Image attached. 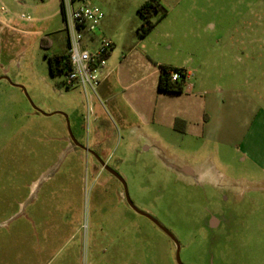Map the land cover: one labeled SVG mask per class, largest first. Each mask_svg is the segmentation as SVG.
Here are the masks:
<instances>
[{
  "label": "rangeland",
  "instance_id": "1",
  "mask_svg": "<svg viewBox=\"0 0 264 264\" xmlns=\"http://www.w3.org/2000/svg\"><path fill=\"white\" fill-rule=\"evenodd\" d=\"M89 3L111 21L119 56L138 0ZM182 7L187 26L209 25L207 54L187 48L208 60L207 89L246 81L264 95V0H184L173 18ZM64 50L59 0H0V264H176L174 244L97 159L174 236L181 264H264V174L235 151L160 137L98 94L65 88L48 71Z\"/></svg>",
  "mask_w": 264,
  "mask_h": 264
},
{
  "label": "crops",
  "instance_id": "2",
  "mask_svg": "<svg viewBox=\"0 0 264 264\" xmlns=\"http://www.w3.org/2000/svg\"><path fill=\"white\" fill-rule=\"evenodd\" d=\"M144 1L138 0L134 11ZM157 1L166 9V16L146 37L136 34L128 44L122 45L119 56H115V51L109 53L96 94L104 98L120 118H124V111L129 112L142 126L149 127L160 137L181 143L189 139L202 146L210 144L235 151L264 174V101L261 100L264 95L262 97L246 81L243 88L216 85L208 90V60L202 53L199 55L187 48L195 41L206 48L207 54L208 44L203 43L202 35L209 25L195 21V30L187 26L185 18L189 9L186 11L183 7L173 18L176 10L172 7L184 0ZM110 24L105 14L98 36L114 45L106 30ZM139 25L140 22L135 32ZM64 44L66 48L65 37ZM251 61L256 59L249 58L248 62ZM160 66L186 73L181 94L157 92ZM228 76L235 77L234 67L229 69ZM202 165L196 168L195 175L207 170Z\"/></svg>",
  "mask_w": 264,
  "mask_h": 264
},
{
  "label": "built area",
  "instance_id": "3",
  "mask_svg": "<svg viewBox=\"0 0 264 264\" xmlns=\"http://www.w3.org/2000/svg\"><path fill=\"white\" fill-rule=\"evenodd\" d=\"M59 12L70 66L62 85L65 88L80 87L85 95H96L101 71L113 46L110 40L98 36L105 15L89 0H59ZM180 73L186 78L184 71ZM180 73L173 72L171 80L178 81Z\"/></svg>",
  "mask_w": 264,
  "mask_h": 264
},
{
  "label": "trees",
  "instance_id": "4",
  "mask_svg": "<svg viewBox=\"0 0 264 264\" xmlns=\"http://www.w3.org/2000/svg\"><path fill=\"white\" fill-rule=\"evenodd\" d=\"M136 14L140 18V25L136 29V34L138 37L144 38L152 31L155 24L166 16L167 11L157 0H146L137 8ZM44 45L45 40H42V47H44ZM48 71L52 77H63L70 71L66 48L61 55H53L48 58ZM159 71L157 92L181 94L186 80L185 76L180 73L182 70L160 66ZM173 72L180 73V79L178 81L171 80Z\"/></svg>",
  "mask_w": 264,
  "mask_h": 264
},
{
  "label": "water",
  "instance_id": "5",
  "mask_svg": "<svg viewBox=\"0 0 264 264\" xmlns=\"http://www.w3.org/2000/svg\"><path fill=\"white\" fill-rule=\"evenodd\" d=\"M97 161L99 162V164L102 166V168L110 173L112 176H114L121 184L122 186V189H123V196H124V199L127 203V205L129 206V208L134 211L135 213L147 218L148 220H150L162 233H164L169 239L170 241L174 244L175 246V262L176 264H181L180 260H179V245L176 241V239L174 238V236L169 232L167 231L163 226H161L157 221H155L152 217H150L149 215L143 213V212H140L138 211L131 203L129 197H128V194H127V190H126V186H125V183L124 181L116 174L114 173L112 170H110L104 162L100 161L97 159Z\"/></svg>",
  "mask_w": 264,
  "mask_h": 264
},
{
  "label": "flooded vegetation",
  "instance_id": "6",
  "mask_svg": "<svg viewBox=\"0 0 264 264\" xmlns=\"http://www.w3.org/2000/svg\"><path fill=\"white\" fill-rule=\"evenodd\" d=\"M95 162L99 165V168H100V170H101V173H106V174H108L109 176H111L112 178H114L119 184H120V182L114 177V176H112L110 173H108V172H106L103 168H102V166L99 164V162L98 161H96L95 160ZM121 185V184H120ZM127 190V189H126ZM128 194V193H127ZM122 195H123V193H122ZM123 198H124V196H123ZM125 200V199H124ZM126 202V201H125ZM127 204V203H126ZM129 207V206H128ZM207 227L209 228V229H211V230H215V229H218V227H219V223H218V221L215 219V218H211V219H209L208 221H207Z\"/></svg>",
  "mask_w": 264,
  "mask_h": 264
}]
</instances>
